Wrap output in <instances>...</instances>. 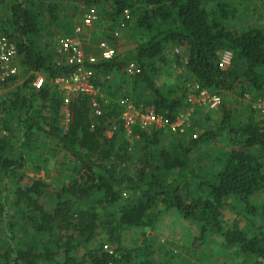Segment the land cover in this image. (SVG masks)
<instances>
[{"label": "trees", "instance_id": "1", "mask_svg": "<svg viewBox=\"0 0 264 264\" xmlns=\"http://www.w3.org/2000/svg\"><path fill=\"white\" fill-rule=\"evenodd\" d=\"M68 5L96 6L137 43L109 60L84 62L91 83L113 95H95L101 109L95 114L91 94H71L63 129V92L50 81L77 65L55 61L56 47L45 35L67 22ZM236 13L230 0H0V33L14 42L21 68L0 85L27 76L0 101V178L12 187L0 185V264H158L150 234L170 210L196 224L191 243L211 232L242 263L264 264V120L255 109L245 106L248 113L236 118L243 110L222 103L217 125L207 124L208 115L197 121L196 139L192 128L135 125L131 144L117 101L151 106L173 122L191 105L188 96L204 89L263 98L264 29L233 32L228 23ZM226 49L232 57L223 68ZM129 62L137 64L133 74L125 71ZM168 68L177 83L162 85ZM37 75L40 88L32 85ZM43 139L54 144L56 183L27 173L46 168ZM209 143L217 151L205 167L199 152Z\"/></svg>", "mask_w": 264, "mask_h": 264}, {"label": "rangeland", "instance_id": "2", "mask_svg": "<svg viewBox=\"0 0 264 264\" xmlns=\"http://www.w3.org/2000/svg\"><path fill=\"white\" fill-rule=\"evenodd\" d=\"M231 4L237 7V15L235 19L228 23V29L233 30H240L241 28L246 29L247 27L253 25H260L264 29V0H252V2L248 0H230ZM69 15L68 20L65 24L53 30L51 34L45 35L47 38H51L55 48V56L53 57L55 61L60 62L59 56H56V50L59 46V41L61 38H66L73 34V29L75 25L79 24L82 21V15L88 11L89 7H85L84 5H68ZM95 8L97 14L99 15V19L96 22H93L92 25L84 28L77 36L80 42L83 45L85 52L89 55H97L98 52V45L100 43H107L111 47L116 49L117 53L125 52L132 50L137 40L135 41L134 37H130L129 35L125 34V30L119 26L113 24V22L108 21L104 18L100 11L97 10L96 6H91ZM110 4L105 9H110ZM99 12V13H98ZM82 47V46H81ZM86 55V54H85ZM87 55V56H89ZM62 63V62H60ZM226 68V67H225ZM170 71V73H168ZM70 75V73H66ZM63 75V74H62ZM88 72H84L82 77L79 75V79L77 82H57V78L51 80L50 83L55 85L57 88H76L80 85V82L83 78L87 79ZM27 76L20 77L16 82H13L5 88V92L10 89L13 85H18L25 80ZM159 82L162 85H172L176 82L175 72H172L169 68L162 71V74L159 77ZM97 94L101 97H112V93L110 88L101 90L100 88H96ZM4 92V93H5ZM211 91H208V95H212ZM220 97V102L216 105L215 108L210 107L209 105L198 104L200 101L196 99L192 105L188 106L184 110H180L182 116L185 118L187 117L188 120L185 121L184 127L196 129L193 132H197L198 124L197 121L199 119H204L205 116L208 115L207 124L209 125H217L221 120V112L220 106L222 103L225 106L232 109L233 107L240 108L241 112L236 113L235 117H244V113H248V110H245V106H251L255 109L254 116L257 119L264 120V97L259 98L257 100L249 99L248 95L244 96H236L235 93H230L227 91H223ZM192 96H188L187 101ZM121 98H118L119 101ZM120 102V101H119ZM197 105V106H196ZM220 105V106H219ZM218 106V107H217ZM249 106V107H250ZM198 108V112L194 114L193 117H190L191 112L194 108ZM250 107V108H251ZM201 108V109H200ZM15 123L11 122V127H14ZM186 131V130H185ZM108 136L112 135L111 131H108ZM7 135V134H5ZM13 141L15 142V134H13ZM126 140H128L131 144L134 143L135 139L133 137L124 136ZM45 146L41 149L42 157L47 158L42 165H45V169L41 170L39 173H34L28 171L27 173L30 176L34 177H42L46 181L50 183H56L55 176L57 175L56 166L53 163V151L51 141L43 139ZM216 148L213 143L206 144L204 146V151H200V155H203L204 158L200 165L205 164L206 166L211 165L212 157L216 153ZM132 153L134 154L135 151ZM32 162L37 163V153L34 154ZM203 169L198 168V172H203ZM133 166H131V171L133 172ZM2 182V183H1ZM10 181L5 179L4 177L0 178V185L3 189L11 190ZM123 196L126 197V194ZM264 203V199L263 202ZM0 230L1 224H0ZM20 232H18L19 234ZM197 234V226L194 222L184 219L176 210H170L162 214L160 219L155 225L154 230L150 234V247L152 251V255L158 264H244L241 262L240 257L234 253V250L224 249L221 244L219 243V237L214 233L208 232L204 236V239L200 242L191 243L192 238ZM128 242H132L133 238L130 236Z\"/></svg>", "mask_w": 264, "mask_h": 264}, {"label": "built area", "instance_id": "3", "mask_svg": "<svg viewBox=\"0 0 264 264\" xmlns=\"http://www.w3.org/2000/svg\"><path fill=\"white\" fill-rule=\"evenodd\" d=\"M129 9L123 10L122 17L124 20L130 19ZM82 21L75 25L73 29L74 35L68 36L66 38H61L59 41V46L57 52L62 63L68 65H77L75 72L68 74H63L57 78V82H77L84 72H88L87 79L83 78L80 82V85L76 88H60L63 92V107L61 111L62 118L60 119V126L63 129L67 128L68 125V107L67 104L70 99V95L73 93H86L91 94V104L95 107L94 113L100 114V105L95 95H97L96 87L91 83L90 77L92 73L90 69L84 68L83 64L85 61L95 62L99 59L109 60L117 54L116 49L111 47L107 43L99 44V54L98 56L94 55H85L81 42L78 38V34L86 27L93 24L99 19L97 11L93 7H89L88 11L82 15ZM122 25L124 24L121 23ZM232 52L228 49L223 50L220 54V65L223 68H227L231 63ZM21 71L18 59H17V50L14 42L9 39L6 35L0 33V82H7L8 79L14 75H19ZM125 71L127 74H133L137 71V64L134 62H129ZM80 75V77H79ZM43 84V78L41 75H37L32 82V85L36 88H40ZM10 85V84H9ZM5 88L3 85H0V101L4 98ZM209 90H202L198 96L192 97L189 99L190 104L198 99L200 101L198 104L209 105L210 107L215 108L216 105L220 102V97L215 93L208 95ZM6 93V92H5ZM120 101V102H119ZM119 104L122 107V112L120 118L123 122V127L126 136L131 137L133 133V127L138 125L143 129H149L150 127L160 128V127H169L173 132L178 131L183 133L186 128L184 123L187 117H183L182 113H179L176 119L173 122H168L160 114L156 113L151 106H143V104H135L131 99L121 97ZM190 105V106H191ZM218 107V106H217ZM197 132H192L191 137L193 139L197 138ZM125 195V193H124ZM104 249L112 252L109 244L105 243L103 245Z\"/></svg>", "mask_w": 264, "mask_h": 264}, {"label": "crops", "instance_id": "4", "mask_svg": "<svg viewBox=\"0 0 264 264\" xmlns=\"http://www.w3.org/2000/svg\"><path fill=\"white\" fill-rule=\"evenodd\" d=\"M73 35H74V33H73ZM71 36H72V35H71ZM81 46H82V49H83L84 53H85L86 55H89V54H87V53L85 52L82 43H81ZM98 54H99V45H98V52H97V55H94V56H98Z\"/></svg>", "mask_w": 264, "mask_h": 264}]
</instances>
